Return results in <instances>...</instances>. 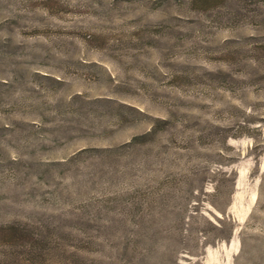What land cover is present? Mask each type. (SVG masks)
Returning <instances> with one entry per match:
<instances>
[{"label":"rangeland","instance_id":"obj_1","mask_svg":"<svg viewBox=\"0 0 264 264\" xmlns=\"http://www.w3.org/2000/svg\"><path fill=\"white\" fill-rule=\"evenodd\" d=\"M9 224L0 264H264V0H0Z\"/></svg>","mask_w":264,"mask_h":264},{"label":"trees","instance_id":"obj_2","mask_svg":"<svg viewBox=\"0 0 264 264\" xmlns=\"http://www.w3.org/2000/svg\"><path fill=\"white\" fill-rule=\"evenodd\" d=\"M137 138H139V136L135 137L134 139L136 140ZM0 228H3L4 230H9V233L5 234L6 236L4 237H15L16 236V233L18 231H15L16 228L14 227V224H9V225H4V226H0ZM18 236V235H17ZM29 252H31V250H28Z\"/></svg>","mask_w":264,"mask_h":264}]
</instances>
